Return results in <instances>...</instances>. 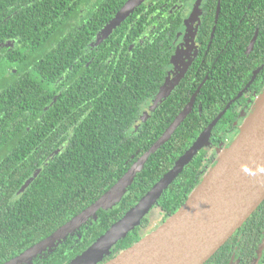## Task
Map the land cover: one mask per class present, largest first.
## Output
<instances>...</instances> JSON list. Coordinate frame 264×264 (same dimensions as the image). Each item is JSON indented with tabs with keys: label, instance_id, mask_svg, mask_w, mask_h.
<instances>
[{
	"label": "trees",
	"instance_id": "16d2710c",
	"mask_svg": "<svg viewBox=\"0 0 264 264\" xmlns=\"http://www.w3.org/2000/svg\"><path fill=\"white\" fill-rule=\"evenodd\" d=\"M128 1L0 0V264L47 239L104 196L191 101L197 87L189 80L195 75L145 123L139 122L166 77L165 30L146 38L151 29L159 30L166 7L165 0H154L149 7L139 0L135 25L131 16L98 43ZM249 3L239 9L223 7L221 21L229 17L226 11H233L242 39L234 40L237 44L228 47L214 68L212 62L206 64L196 85L208 79L195 108L150 157L122 202L100 211L97 220L32 264H71L135 207L222 114L211 134L217 154L208 157L202 150L164 192L156 207L164 214L162 223L187 202L217 163L218 150L224 148L220 143L233 129L236 117L226 110L238 93L233 75L248 78L264 64V31L254 52L245 53L256 28H264V0H254L259 6L250 10ZM221 24L209 58L213 50L219 54L225 31ZM149 227L146 218L101 264L138 243ZM263 240L264 203L207 264H230L235 252L240 264H253ZM257 264H264V252Z\"/></svg>",
	"mask_w": 264,
	"mask_h": 264
},
{
	"label": "water",
	"instance_id": "95a60500",
	"mask_svg": "<svg viewBox=\"0 0 264 264\" xmlns=\"http://www.w3.org/2000/svg\"><path fill=\"white\" fill-rule=\"evenodd\" d=\"M139 5V0H129L101 32L98 43L107 39ZM256 39L257 36L252 41L249 53ZM172 89L164 86L160 98L168 97ZM194 105L193 97L161 138L104 196L47 239L4 264H32L35 258L57 249L90 220H97L100 211H110L117 207L150 157L171 140L191 114ZM221 118L222 114L135 207L71 264H101L111 256L114 248L150 216L164 192L193 159L202 150L211 147L212 130ZM218 154L215 166L177 213L157 230L105 264H207L241 230L264 203V92L237 138ZM263 252L264 240L258 252L259 259Z\"/></svg>",
	"mask_w": 264,
	"mask_h": 264
},
{
	"label": "flooded vegetation",
	"instance_id": "af4514ba",
	"mask_svg": "<svg viewBox=\"0 0 264 264\" xmlns=\"http://www.w3.org/2000/svg\"><path fill=\"white\" fill-rule=\"evenodd\" d=\"M152 1L154 0H146L143 5L149 7L152 4ZM247 2L248 0H165L166 11L164 21L163 17H160L161 21L159 22V30H156L155 28L151 29L149 31V36L146 34V38L150 37V35H154L155 32L161 34L160 31L165 30V41H163V45L165 46V55L168 59V63L166 66V77L162 88L164 86L168 89L173 87L169 97L182 87V84L187 77H193L195 75L194 81L189 80L192 88L197 87L190 98V100H192L193 97L195 98V108L200 91L208 79L207 75L205 80L199 84V86L196 85L200 76L203 75L204 71L207 69L206 64L212 62L214 68V63H217L220 60V57L226 52L228 47L234 48L237 44L236 42L242 39L241 33H244L239 29L240 26L235 28L236 24L235 17L232 14L233 11H226L229 14V17L226 18L225 22L221 21L220 17L223 13V7L231 4V7L239 9L243 4L247 5ZM253 3L254 0H250L247 9L250 10L254 6H259V4L253 5ZM91 10L90 6L87 11L90 13ZM138 10L139 6L133 14H130L121 23L119 27H121L127 20L128 22L132 20L131 23L134 26L138 21L135 18ZM131 16L133 17L129 20ZM247 16L248 12L244 14L242 20L245 21ZM153 20L154 19H152V21ZM242 20L240 21V24L242 23ZM219 22H222L221 25L224 27V36L217 46L219 54L217 51L213 50L211 58H209L210 48L213 47L216 33H222L223 28L218 30ZM162 24H164L163 29H160ZM263 31L264 28L261 29V27H257L254 37L257 36L258 38L259 34H262ZM254 37L250 40L246 48L245 53L247 57L254 52L255 45L252 52L249 53ZM232 63L236 64L234 60ZM235 68L236 66L233 67V69ZM210 73L212 75V70ZM233 76L235 77L233 86L238 90V93L229 101L226 108L229 107L228 110L231 112V116L236 117L233 125H231L236 131L234 132L232 129V131L229 132V136L225 138V141L220 143V146L224 148L229 147L237 138L244 122L252 114L258 98L264 92V64L253 70V73L248 78L246 74H235ZM224 135L225 133L222 134V137ZM37 258L33 261L37 260ZM44 260L46 259H39V261ZM240 260L241 256L235 252L230 264H240ZM257 260H260L258 255L253 264H257Z\"/></svg>",
	"mask_w": 264,
	"mask_h": 264
},
{
	"label": "rangeland",
	"instance_id": "374dc122",
	"mask_svg": "<svg viewBox=\"0 0 264 264\" xmlns=\"http://www.w3.org/2000/svg\"><path fill=\"white\" fill-rule=\"evenodd\" d=\"M88 8L86 9L87 12ZM160 92L154 97L151 101H149L144 107L142 111V116L140 118V123H145L148 118L150 117V114H152L158 107L161 105L166 99L167 96H164L163 98H160ZM160 98V99H159ZM139 124L136 125L134 128H138ZM227 148V147H226ZM225 148H222L221 150H224ZM207 150V156L211 157L213 154L216 153L215 149L209 148ZM218 152H220L218 150ZM217 154V153H216ZM219 158V154L216 155L215 159ZM150 219V227L147 231H145L144 236L150 234L151 232L157 230V228L161 227L163 219H164V214L160 209L155 208L150 216L148 217Z\"/></svg>",
	"mask_w": 264,
	"mask_h": 264
}]
</instances>
